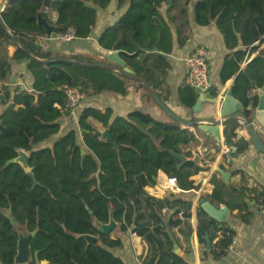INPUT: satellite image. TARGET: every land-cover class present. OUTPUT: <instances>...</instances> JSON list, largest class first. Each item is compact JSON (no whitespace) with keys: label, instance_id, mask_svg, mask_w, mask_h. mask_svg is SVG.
Segmentation results:
<instances>
[{"label":"trees","instance_id":"1","mask_svg":"<svg viewBox=\"0 0 264 264\" xmlns=\"http://www.w3.org/2000/svg\"><path fill=\"white\" fill-rule=\"evenodd\" d=\"M112 2L52 0L45 6V0H10L0 13V48L18 43L13 60L27 59L30 76L27 90L16 87L12 92L8 85L1 95V104L12 101V105L0 114V264H15L19 239L16 226L38 230L30 239L28 264H125L112 251L122 247L121 239L112 240L94 225V220L109 223L111 212L119 231L136 234L148 244L150 253L145 264H192L174 252V230L178 216H182L185 221L178 231L187 240L192 237L193 191L197 186L191 178L210 166L193 160L179 166L181 161L173 154L182 155L185 148L198 144L196 134L169 117L171 122L134 111L112 118L110 109L102 113L91 106L81 108L77 127H71L73 121L69 125L59 123L72 114L70 110L64 112L66 87H77L86 97L105 91L126 95L131 84L141 79L158 90L171 67L165 55L173 51L175 25L180 13L187 12L190 0H174L166 11L167 0H117V8L126 10L100 34L98 56L65 54L34 45L38 37H48L46 29L38 24L41 12L54 35L73 30L76 39L69 43H77L92 35L98 9H107ZM52 13L57 14L56 19ZM195 16L199 25L215 21L227 48L235 50L233 56H227L224 81L259 49L256 43L264 41V0H197ZM177 39L179 45L184 44L180 36ZM111 51L119 52L125 68L131 71L127 73L130 77L110 68L125 72L124 67L108 60ZM11 73L12 65L0 51V81L9 82ZM263 86L264 50L248 63L232 86L233 96L249 117L259 98L248 94ZM179 100L193 110L198 96L184 85L179 89ZM90 118L110 130L117 147L102 138L89 123ZM238 128L237 120L226 125L228 144L237 138ZM236 145L238 152L233 157L247 152L252 142L240 137ZM20 150L28 153V164L39 185L34 186L21 166L8 164ZM220 168L226 170L224 165ZM159 171L176 177L185 192L168 193L164 198L149 195L145 188L156 184ZM218 175L211 178L212 193L201 199L230 211L248 209V201L253 199L230 188ZM196 217L200 243L206 244V236L213 242L221 232L223 238L212 253L225 255L233 231L226 223L210 218L200 203ZM85 235L99 240L91 244Z\"/></svg>","mask_w":264,"mask_h":264},{"label":"crops","instance_id":"2","mask_svg":"<svg viewBox=\"0 0 264 264\" xmlns=\"http://www.w3.org/2000/svg\"><path fill=\"white\" fill-rule=\"evenodd\" d=\"M9 1L10 0H0V7L4 2ZM196 2L197 0H190L187 12L185 14L180 13L177 24L175 25L174 48L172 53L168 54L166 57L169 60L171 67L167 71L165 83L156 91L152 87L151 88L156 93H159L163 102H165L169 108L180 117L187 120L193 118L209 120L219 116L220 94L229 88L232 89L235 79L245 71L248 63L264 50V41L256 43L259 45V49L239 65V70L236 71L229 80L227 79V81H224L225 75H223V69L227 56H233L235 50L227 48L223 34L218 29L215 21L204 26L197 23L195 16ZM117 5V0H113L107 9H98V19L92 35L87 40H78L76 44L75 42L64 43V50L66 51L60 49L61 47L56 42H48L47 37H38L36 44L39 45L40 48L43 47L46 50H55L65 54L98 56L100 55L101 50L98 45L100 34L107 27L113 25L126 10V7L119 10ZM176 12H179V10H176ZM52 16L54 19L57 18L56 13H52ZM178 36L184 39V44L179 45L177 39ZM17 47L18 44H3L0 48L1 55L6 57V60L12 65V73L9 81V86L12 92H14V89L17 87L16 84L20 83L28 89V83L30 81V76L27 70L29 61L27 59H20L18 61L13 60ZM198 47H204L207 52L209 79L212 87L210 92L206 94V101L202 103L201 111L195 113L192 109L185 107L181 103L179 100V89L186 85V59ZM113 70L118 72L116 69ZM139 83L141 84V81L139 80L138 82H133L126 95H119L105 91L98 95L90 97L85 96L82 100V106L80 108L77 107L71 114V117L64 116L61 118L59 123L69 125V123L73 121L75 122V125L71 127H77L76 123L78 122L81 108L85 106L98 108L102 113H106L110 109L112 111V118L117 116L125 117L131 112L142 111L152 114L159 120L171 122L167 114L160 110L153 100L149 99V93L141 87L142 85L140 87L138 86ZM260 89L261 88L253 89L250 92L253 93L252 97H258ZM214 93L216 94L214 95ZM215 97L217 98L216 104L213 105L211 100ZM10 105H12V101H10L8 105L1 104L0 92V114ZM17 108H19V106L15 107V109ZM248 110H251V108L249 107ZM254 112L255 111L251 113V117ZM89 123L101 134L106 130L102 123L93 118L89 119ZM182 128L185 127L182 126ZM195 132L201 140L198 144L193 145L188 149L198 152V148L201 147L200 144L203 145V149H207L205 157L210 169L202 171L191 178V180L194 181L195 186H197V190L193 191L195 197L191 220L194 231L190 240H187L182 234H180L178 227L183 226L185 220L182 216H178L179 224L174 230V245L175 248L181 250L179 256L185 258V260L192 264H196V262L198 264H264V154L256 152L252 144L247 152L242 155H236L233 157L232 163L227 164L219 152V142L216 138L212 136L210 137L200 130L199 132ZM260 134H262L261 136L264 140V134L261 132ZM240 137L245 138L247 141H251L248 132L240 131L237 135V139ZM254 157H259L260 159L257 174L248 168L249 162ZM220 165L225 166L226 171L230 172V177L228 182H225L221 174L218 176L229 185L230 188L235 189L237 192L244 193L247 196V199L251 197L253 200L248 201V209L246 210L230 211L225 223L234 233L233 242L228 248L226 254L218 257L215 256L212 251L218 241L223 238V235L221 232L217 234L214 241L211 242L210 249L207 248V244H201L197 235L196 210L200 203V201L197 200L198 195L203 194V198L212 193L214 185L211 183V178L213 174H215V171L213 172L212 170L220 167ZM235 170H240V172L235 173ZM165 176L166 174L164 172L159 171L158 177L160 180ZM198 190L201 193H198ZM182 191V193L185 192L184 190ZM205 191H208L207 194H204ZM220 207L226 206L221 205ZM117 237L121 239L123 245L120 248L112 250L116 256L121 258L125 264H145L150 252L148 244L141 237L132 234L131 232L123 233L119 231V227L113 233L111 239L116 240Z\"/></svg>","mask_w":264,"mask_h":264},{"label":"water","instance_id":"3","mask_svg":"<svg viewBox=\"0 0 264 264\" xmlns=\"http://www.w3.org/2000/svg\"><path fill=\"white\" fill-rule=\"evenodd\" d=\"M51 1L52 0H45V6H49ZM173 2L174 0H167L166 7L164 10L166 11L168 8H170L173 5ZM43 13L44 12H41L39 14L38 24L46 29V34L47 36L50 37L53 34V28L43 18L42 16ZM34 45L40 48V46L37 45L36 43H34ZM165 57H167V55H165ZM107 58L110 62L114 64H117L124 68L126 67L125 62H123L122 59L120 58L118 51L109 52ZM110 68L116 69L112 67ZM117 71L120 74L126 76H129L127 73H131V71L127 68H125V72H122L120 70ZM138 80L141 81L142 86L147 88L149 96L156 102V104L161 108V110L165 112V114H167V116L171 118L174 122L187 128L196 127L198 128V130L204 133L212 134L219 143L222 141V132L220 130V125L225 126L231 121H235L238 118H242L246 124L247 132L249 134L254 149L256 150V152L260 154H264V140L261 136L262 134H260V132L264 134V86L260 89V93L258 96L259 103L252 117L247 116V114L245 113L244 106L233 96L232 89L229 88L225 90L220 97L221 100L219 103V112H220L219 118L214 117L209 120H203V119L185 120L181 118L179 115H177L175 112H173L169 108V106L165 102H163V100L145 81L141 79ZM216 99L217 98L215 97L213 98V100H211V103L213 105L216 104ZM205 101H206V94L200 93L198 95V100L195 106L193 107V111L195 113L201 111V105ZM101 135L103 139H105L106 141L117 147V145L114 143L112 139L109 129H106ZM173 155L178 159H180L181 163L179 166L184 165L185 162L187 161V158L184 154L182 155L173 154ZM28 160H29L28 153L25 152L24 150H20L18 151V157L9 161L8 164H17L21 166L22 169L25 171V173L33 180L34 186H37L39 185V183L34 177L33 171L28 164ZM259 160H260L259 157H254L248 164V168L255 174L258 173ZM216 171L222 175V178L225 182H228L230 177V172H227L226 170L220 167H217ZM158 179L159 177H155V181ZM200 204L202 205L208 216L213 220L221 224L227 221L228 215L230 213V210L227 207H217L211 204L210 202H207L205 199H200ZM90 214L91 215L93 214L92 211H90ZM94 225L99 230V232H101L106 236H112L113 233L119 227V224L114 219L112 212L110 213L109 223L104 224L97 220H94ZM15 229L19 236L18 252H17V256L15 257V264H28L31 261L30 239L37 234L38 230L31 232L22 226H16ZM84 238L91 244H96L99 240L98 237L91 235H85ZM205 239H206L207 248L210 249L211 242L208 236H206ZM174 252L177 255H179L181 253V250L179 248H175ZM42 264H48V262L43 261Z\"/></svg>","mask_w":264,"mask_h":264},{"label":"built area","instance_id":"4","mask_svg":"<svg viewBox=\"0 0 264 264\" xmlns=\"http://www.w3.org/2000/svg\"><path fill=\"white\" fill-rule=\"evenodd\" d=\"M8 2H4L2 6L0 7V13L5 10L7 7ZM75 33L73 30L68 31L65 34H52L50 37H47L48 41H58V42H64L68 43L73 40H75ZM264 39V37H263ZM186 66H187V77H186V85L193 88L197 96L200 93L207 94L211 90V83L209 79V62L207 59V52L204 47H198L196 48L186 59ZM10 82H1L0 81V92L1 95L3 94V88L8 86ZM17 87L21 90H27V88L22 84H16ZM66 95H67V104L66 109L70 110L72 113L76 110V108L79 106V104L82 102V100L85 98V95L81 90L77 87H66ZM222 95V94H220ZM253 93L249 94V97H252ZM220 114V112H219ZM220 116V115H219ZM219 116L217 118H219ZM239 123V128L235 130V133L238 135L240 131L247 132V127L242 118L237 119ZM255 124V123H254ZM257 126V125H255ZM191 131H193L195 134L199 132L198 128L192 127L187 128ZM226 129V125L222 126L220 125V130L222 132V141L219 144V152L221 153L222 157L224 158V161L227 164H231L233 161V156L238 152V147L236 145L237 138H233L232 144H228L224 135V131ZM208 136L214 137L212 134H207ZM196 137L198 139V142L201 140V138L198 137L196 134ZM201 147L198 148V152H194L188 148H185L183 150L184 155L187 157L188 160H193L198 163H205L207 164L208 161L206 160V153L207 149H203V145L200 144ZM187 149V150H186ZM213 172L216 171V168L212 170ZM218 173V172H217ZM219 174V173H218ZM147 193L153 197L156 198H164L168 193L173 194H180L183 191L181 190L179 186V182L176 177L174 176H168L166 175L162 180L160 178L156 180V184L152 186H147L145 188ZM198 193L199 190L197 191ZM208 191H205L204 194H207ZM201 196V197H200ZM203 194H199L197 200L200 201V198H202ZM164 214H167L166 210H164ZM233 242V241H232ZM196 264H198L196 262Z\"/></svg>","mask_w":264,"mask_h":264},{"label":"rangeland","instance_id":"5","mask_svg":"<svg viewBox=\"0 0 264 264\" xmlns=\"http://www.w3.org/2000/svg\"><path fill=\"white\" fill-rule=\"evenodd\" d=\"M57 44H59V46L61 47L60 49H63V51H66V50H64L65 49V44H64V42H62V43H57ZM76 44V43H75ZM206 134V133H205ZM210 138V137H209Z\"/></svg>","mask_w":264,"mask_h":264}]
</instances>
